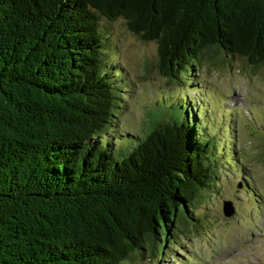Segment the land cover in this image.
<instances>
[{
  "label": "trees",
  "instance_id": "trees-1",
  "mask_svg": "<svg viewBox=\"0 0 264 264\" xmlns=\"http://www.w3.org/2000/svg\"><path fill=\"white\" fill-rule=\"evenodd\" d=\"M118 19L178 85L211 51L264 67V0H0V264L162 257L215 189L218 147L184 93L118 132L123 69L102 26Z\"/></svg>",
  "mask_w": 264,
  "mask_h": 264
},
{
  "label": "rangeland",
  "instance_id": "rangeland-1",
  "mask_svg": "<svg viewBox=\"0 0 264 264\" xmlns=\"http://www.w3.org/2000/svg\"><path fill=\"white\" fill-rule=\"evenodd\" d=\"M102 24L107 61L123 69L118 132L133 136L172 116L179 109L171 104L184 93L192 118L195 111L206 122L218 147L215 189L196 209L199 221L170 238L162 257L129 264H264V67L211 51L202 67L183 77L181 85L191 81L196 91L186 89L159 73L157 45L135 36L124 19ZM133 142L119 140L118 154H127ZM226 201L233 204L232 217L224 215Z\"/></svg>",
  "mask_w": 264,
  "mask_h": 264
},
{
  "label": "water",
  "instance_id": "water-1",
  "mask_svg": "<svg viewBox=\"0 0 264 264\" xmlns=\"http://www.w3.org/2000/svg\"><path fill=\"white\" fill-rule=\"evenodd\" d=\"M223 212L226 217H232L235 214L232 202H224Z\"/></svg>",
  "mask_w": 264,
  "mask_h": 264
}]
</instances>
